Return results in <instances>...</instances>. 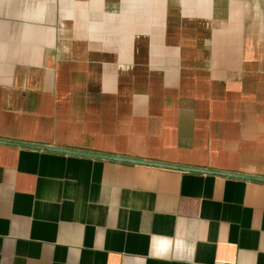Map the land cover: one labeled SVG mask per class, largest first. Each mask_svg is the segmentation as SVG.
<instances>
[{
  "label": "crops",
  "instance_id": "1",
  "mask_svg": "<svg viewBox=\"0 0 264 264\" xmlns=\"http://www.w3.org/2000/svg\"><path fill=\"white\" fill-rule=\"evenodd\" d=\"M0 142V264H264V0H0Z\"/></svg>",
  "mask_w": 264,
  "mask_h": 264
},
{
  "label": "water",
  "instance_id": "2",
  "mask_svg": "<svg viewBox=\"0 0 264 264\" xmlns=\"http://www.w3.org/2000/svg\"><path fill=\"white\" fill-rule=\"evenodd\" d=\"M0 143L9 144L10 142H0ZM14 145H20V144H14ZM21 146L30 147V148H34V149L55 151V152H60V153L72 154V155H78V156L91 157V158L107 159V160L109 159V160H115V161H120V162H132V163L134 162V163H139L138 161H135V160H127V159H123V158H115V157H109V156H102V155H98V154H90V153H82V152H73V151H67V150H59V149H54V148H47V147H42V146H31V145H21ZM140 163L151 164V165H158L159 166V164H152V163H146V162H140ZM162 167L175 168L174 166H166V165H164ZM177 169H181V168H177ZM184 170H186V171H193V172H203L202 170H193V169H186V168H184ZM215 174H219V175H223V176H227V177L242 178V179H247V180H252V181H262V182H264L263 179H258V178H249V177L236 176V175H230V174H222V173H215Z\"/></svg>",
  "mask_w": 264,
  "mask_h": 264
}]
</instances>
